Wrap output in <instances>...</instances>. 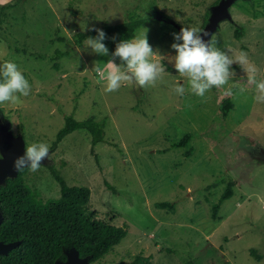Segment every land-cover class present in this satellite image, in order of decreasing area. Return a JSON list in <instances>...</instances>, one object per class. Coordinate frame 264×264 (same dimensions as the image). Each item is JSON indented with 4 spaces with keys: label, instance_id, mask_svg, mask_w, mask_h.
I'll return each instance as SVG.
<instances>
[{
    "label": "rangeland",
    "instance_id": "374dc122",
    "mask_svg": "<svg viewBox=\"0 0 264 264\" xmlns=\"http://www.w3.org/2000/svg\"><path fill=\"white\" fill-rule=\"evenodd\" d=\"M221 0H3L0 2V64L15 62L31 84L29 96L0 105V129L26 145L45 142L50 157L28 184L45 200L59 186L48 170L56 166L69 184L90 187L88 210L115 225L125 237L92 264H124L135 254L151 264H264L249 249L264 253V103L254 99L246 73L237 64L224 88L204 98L191 94L186 78L174 68L173 33L182 27L204 29ZM229 17L211 32L216 46L247 54L264 79V0H233ZM144 17L140 26L160 56L166 72L156 86L124 84L104 92L96 68L106 70L114 48L102 56L76 44L74 33L91 26ZM241 28L239 38L235 29ZM60 52V55H56ZM55 57V58H54ZM115 63L120 64L119 58ZM56 64V68L54 67ZM181 81L184 96L173 89ZM246 88L241 93L240 89ZM232 94L228 95L227 90ZM229 97L226 118L220 105ZM82 120L106 117L105 139L90 153L91 135L82 129L67 134L52 149L67 114ZM185 132L195 134V149L171 147ZM165 149L164 152L161 150ZM223 179L215 187L208 185ZM233 181V195L222 202L217 219L211 207ZM111 185L114 190L109 186ZM174 201V210L155 202ZM70 248H66L68 250Z\"/></svg>",
    "mask_w": 264,
    "mask_h": 264
},
{
    "label": "trees",
    "instance_id": "16d2710c",
    "mask_svg": "<svg viewBox=\"0 0 264 264\" xmlns=\"http://www.w3.org/2000/svg\"><path fill=\"white\" fill-rule=\"evenodd\" d=\"M146 22L144 17L127 18L117 23H104L96 27L104 30L107 47L115 49L116 44L123 39L135 36L137 30ZM241 28L235 29V36L239 38ZM94 30L77 31L73 37L76 44L88 37H95ZM115 37V40L112 39ZM60 55V52H56ZM55 58V57H54ZM56 68V64H54ZM233 108L232 100L227 97L220 105V112L226 118ZM106 117L96 119L89 116L78 120L73 114L64 117L63 126L58 130L52 144L55 149L58 143L69 133L82 129L90 135V153L98 161L95 145L104 141ZM195 134L185 132L171 147H185L184 156L189 157L194 149ZM162 152L165 149L161 150ZM48 170L59 186L58 196L43 200L38 192L27 182L28 169L17 173L13 177L5 178L0 184V241L10 242L19 240V244L6 254H0V264H56L57 260L64 261L66 248H75L81 258L86 257L89 262L101 259L113 246L118 244L127 234L124 224L115 225L110 221L100 219L95 211L88 210L90 187L83 184H69L60 170L48 166ZM225 182L223 179L211 182L208 187L218 186ZM112 189L113 187L108 184ZM233 181H226V186L217 202L211 207V218L217 219L218 210L222 202L229 199L233 193ZM158 208L174 210V201L155 202ZM249 253L257 261L264 258V253L250 248ZM151 256L135 254L133 259L124 264H151ZM186 264H196L188 259ZM222 264H229L224 261Z\"/></svg>",
    "mask_w": 264,
    "mask_h": 264
},
{
    "label": "clouds",
    "instance_id": "9594fccd",
    "mask_svg": "<svg viewBox=\"0 0 264 264\" xmlns=\"http://www.w3.org/2000/svg\"><path fill=\"white\" fill-rule=\"evenodd\" d=\"M3 2V0H0ZM130 39H123L116 44L113 59L106 62V70L97 67L95 70L100 78L105 81L104 92L111 93L118 91L125 83L136 84L140 88L156 86L162 81L166 72L161 60L154 57L160 56L154 52L147 39V29ZM97 35L88 37L86 47L92 52L108 56L109 49L103 42L106 33L100 28L91 26ZM175 41L171 47L175 50L174 68L180 77L188 81V91L198 97L204 98L213 88H224L235 76L232 69L233 64L246 73V84L253 88L254 99L258 103H264V79H258L259 69L248 60L247 54L240 52L232 54L231 49L221 50L216 46L217 41L211 33L198 27H182L179 33H173ZM208 37V39H205ZM112 39L115 40V37ZM119 58L120 64L115 63ZM246 88H241L243 93ZM173 91L184 96L186 89L181 81ZM32 87L18 65L13 61H4L0 64V105L5 103L16 104L21 96L27 97L31 94ZM231 95V89L227 90ZM50 145L45 142L26 145L23 156L17 157L14 167L21 171L28 169L37 172L45 159L50 157Z\"/></svg>",
    "mask_w": 264,
    "mask_h": 264
},
{
    "label": "water",
    "instance_id": "95a60500",
    "mask_svg": "<svg viewBox=\"0 0 264 264\" xmlns=\"http://www.w3.org/2000/svg\"><path fill=\"white\" fill-rule=\"evenodd\" d=\"M233 0H221L219 4L213 7L209 22L203 30L211 33L217 26L218 22L229 17L228 7ZM208 39V37H205ZM23 139L21 137H13L4 127L0 129V184L7 177H13L17 173L14 162L17 157L24 155ZM1 220V213H0ZM19 240L3 242L0 241V254L8 253L12 248L19 244ZM66 259L64 261L57 260L56 264H92L86 257L81 258L75 248L64 250Z\"/></svg>",
    "mask_w": 264,
    "mask_h": 264
}]
</instances>
